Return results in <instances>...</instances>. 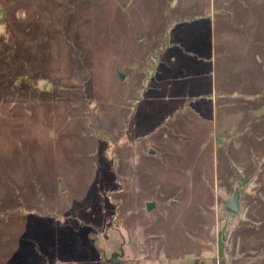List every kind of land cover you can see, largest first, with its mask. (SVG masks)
<instances>
[{
	"label": "rangeland",
	"instance_id": "rangeland-1",
	"mask_svg": "<svg viewBox=\"0 0 264 264\" xmlns=\"http://www.w3.org/2000/svg\"><path fill=\"white\" fill-rule=\"evenodd\" d=\"M120 251L264 264V0H0V264Z\"/></svg>",
	"mask_w": 264,
	"mask_h": 264
},
{
	"label": "water",
	"instance_id": "water-1",
	"mask_svg": "<svg viewBox=\"0 0 264 264\" xmlns=\"http://www.w3.org/2000/svg\"><path fill=\"white\" fill-rule=\"evenodd\" d=\"M139 36H142L140 28H138ZM121 78H124V75L121 74ZM153 152V150H151ZM239 192L234 193L232 198L225 202V207L228 211L237 213L240 209L239 205ZM155 203L154 202H148L147 203V209L151 210L154 208ZM123 251L120 252H114L112 255L107 259V264H128L126 260L123 258Z\"/></svg>",
	"mask_w": 264,
	"mask_h": 264
},
{
	"label": "trees",
	"instance_id": "trees-1",
	"mask_svg": "<svg viewBox=\"0 0 264 264\" xmlns=\"http://www.w3.org/2000/svg\"><path fill=\"white\" fill-rule=\"evenodd\" d=\"M127 262V261H126Z\"/></svg>",
	"mask_w": 264,
	"mask_h": 264
}]
</instances>
